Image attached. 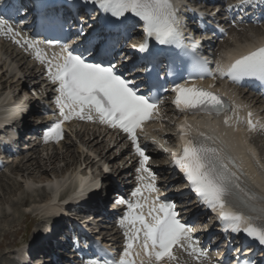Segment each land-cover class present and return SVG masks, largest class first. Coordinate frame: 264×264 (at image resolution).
I'll return each mask as SVG.
<instances>
[{
  "label": "snow or ice",
  "instance_id": "6c2138e0",
  "mask_svg": "<svg viewBox=\"0 0 264 264\" xmlns=\"http://www.w3.org/2000/svg\"><path fill=\"white\" fill-rule=\"evenodd\" d=\"M96 2L102 9L110 11L116 17L133 13L144 22L146 35L154 36L160 44H172L182 39V33L176 27V11L171 0H96ZM0 31L7 34L14 30L6 20L0 18ZM25 43L35 50L37 59L45 61L46 54L39 48V42L26 40ZM140 47L143 50L145 45L142 44ZM192 47L195 49L196 45L193 44ZM47 63L50 79L59 82L60 95L56 98V103L60 105L64 120L71 119L73 115L91 120L93 119L91 113L94 111L102 123L127 133L141 157V168L138 171L147 172L152 181L143 185V190L157 191L156 177L146 166L149 156L138 143L137 136L138 130L143 131L144 122L150 120L152 114L158 111L157 102L147 95L138 94L134 87L129 86L128 81L116 73L113 65L88 63L81 55H74L67 44L63 45L60 53L54 55ZM217 71L221 76L227 75L233 81H238L242 77L264 80V44L239 55L227 69L218 66ZM207 74L213 75L211 72ZM211 87L177 84L173 89L176 93L173 103L181 111L219 115L228 110V104L219 93L211 91ZM228 122L229 118L225 116L224 123ZM62 123L63 121L57 122L45 133V141L62 137ZM247 123L250 129L256 126L251 112L248 113ZM192 129L193 125L185 118L179 127L182 150L179 154L171 153L172 163L184 174L202 203L217 213L225 231L231 229L232 232H244L258 240L260 244H264V208H258L252 203L255 200H264V197L242 188L239 177L229 167L230 163L235 165V161L211 143L212 137L204 132L193 136ZM132 196H143L142 189L137 187ZM158 200L157 196L149 204L148 197H144V203L139 199L135 203L122 199L121 203L128 204V212L120 224L131 225L130 232L125 233L128 242L124 254L119 260L101 262L92 259L89 264H136L135 259L131 258L133 255L131 250L134 242L141 240V247L144 255L148 257L149 264L152 259L157 262L165 258L174 259V247L177 245L185 247V241L197 259L205 257L207 254L193 244L192 229L181 222L175 204L157 203ZM145 205H148L147 215L143 212ZM137 209L141 211H136ZM249 212L258 213V217L249 215ZM254 219H259L260 222L254 223ZM140 264H144V261L141 260Z\"/></svg>",
  "mask_w": 264,
  "mask_h": 264
},
{
  "label": "rangeland",
  "instance_id": "374dc122",
  "mask_svg": "<svg viewBox=\"0 0 264 264\" xmlns=\"http://www.w3.org/2000/svg\"><path fill=\"white\" fill-rule=\"evenodd\" d=\"M30 66L26 59H20L7 40L4 43L0 41V93L3 94L5 91L0 98V105L4 100L17 102L22 97L20 101L22 103L25 101L24 98L31 97L28 91L35 82L36 70L32 72ZM6 113L7 111L0 115ZM97 133L83 127L76 140H70L64 147L54 152L58 153L56 156H52V149H41V153L36 148L33 155H20L15 163L6 167L5 173L0 174V238L1 234L8 232L9 237L6 241L10 244L3 249L4 252L0 251V264L12 262L14 250L21 249L27 242H36L45 232L43 229L48 224L51 214L43 209L46 202H41L40 199L49 192L48 184L53 176L59 182L66 183L64 186L66 187L75 182L76 177L70 184L66 182L69 175L74 176L72 173L80 176L86 174L89 180H93L99 174L103 175L101 166L104 163L112 169L110 174L112 173L114 177L120 175V171L116 170L122 159L118 154L119 146H114L113 142ZM253 139L258 143L264 158V139L258 135ZM65 171L66 177H63L62 173ZM58 176L62 178H57ZM72 184L68 187L72 188L75 183ZM26 200H29L28 206L24 204ZM17 244L18 246H15ZM40 244L42 243L38 242L36 248L41 246ZM33 256L36 259V255L32 253Z\"/></svg>",
  "mask_w": 264,
  "mask_h": 264
},
{
  "label": "bare ground",
  "instance_id": "6f19581e",
  "mask_svg": "<svg viewBox=\"0 0 264 264\" xmlns=\"http://www.w3.org/2000/svg\"><path fill=\"white\" fill-rule=\"evenodd\" d=\"M233 37H234L233 39H234V43H235V45H233V46H235V47L234 48H230L229 52H226V55L228 57H231L235 52H237L239 54V53L243 52V50H245V49L251 50V49H253L254 47H256L258 45L264 44V32L259 31L255 27L248 28L246 30V33L240 35V37L237 36L236 34H234ZM235 37L237 38L236 41H235ZM239 38L243 39L244 44L242 42H240L241 40ZM15 52L17 53L16 50H15ZM225 86H227V85L223 84L222 87L223 88H227ZM232 91L234 92V90H232ZM239 97L240 96H238L237 98L239 99ZM254 100L255 99L251 100L252 101L251 103H247L246 102V104L248 105L247 107H251L250 105L253 103ZM252 110L254 112H256V115L259 114L256 111V109L252 108ZM201 122H203V123H205L207 125H215V126L218 125L219 126L218 128L220 130H222L224 132L225 136L228 137L231 140V142H232V144L234 146L235 152L238 153V155L241 158V160L243 161L244 165L247 166L249 172L251 173V175L253 177V180L255 182H257L258 185H260L261 187L264 188V162L261 160V162L257 166L255 165L256 161L252 159L251 154L246 149L247 144H249L250 141H249L248 134L246 133L245 134L246 136H244V134H243V133H245V130H242L241 128H237L236 129L237 124H236L235 120L229 126H222L220 119H212V120H210L208 118H203L201 120ZM251 146H252L251 149H253L257 153V160H259V152L256 149L257 146L256 147L253 146V145H251ZM47 171H45V172H47ZM62 175H64L66 177L65 173H63ZM71 175H74V176L70 177V175H69L70 178L68 177V180H66V182L68 181L69 184L72 182V180L75 177H76L75 182H74L75 186L77 184H80L81 187H83L84 185H87V183L89 182V178H87L88 176L84 177V176L77 175L76 173H72ZM54 177L55 176H53L51 178L52 180L50 179L51 181L49 182L48 187L50 188V190H52V194H53L52 200L56 201L58 199V195H60L63 192L62 189L66 188L68 186H71V184L73 182L70 185H67L66 187H64L66 185V183L59 182L58 180L54 179ZM78 178H80V179H78ZM89 183H93L92 180ZM83 197H85V195ZM83 197H81L79 199L82 200ZM24 203H27V200L24 201ZM57 204L58 203L47 204V206H45L43 209L49 214L58 213L59 208H58ZM27 206H28V204H27ZM56 222H57V220L55 219L54 222H52L54 224L53 225L51 224L48 229L49 230L51 229V231L54 230L55 227L57 226ZM58 225H60V224H58ZM46 229H47V227L44 228L45 232L42 233V235L47 232ZM7 231H9V230H7ZM1 235H2V238H0V251L2 252L3 249L5 247H7L8 245H10V244L6 241V239L8 240L9 233L7 232V233L1 234ZM6 264H12V263H6Z\"/></svg>",
  "mask_w": 264,
  "mask_h": 264
}]
</instances>
